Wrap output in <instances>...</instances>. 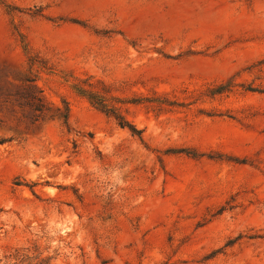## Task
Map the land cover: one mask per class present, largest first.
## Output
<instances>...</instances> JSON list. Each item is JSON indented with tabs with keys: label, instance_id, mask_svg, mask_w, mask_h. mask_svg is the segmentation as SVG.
Returning a JSON list of instances; mask_svg holds the SVG:
<instances>
[{
	"label": "rangeland",
	"instance_id": "1",
	"mask_svg": "<svg viewBox=\"0 0 264 264\" xmlns=\"http://www.w3.org/2000/svg\"><path fill=\"white\" fill-rule=\"evenodd\" d=\"M0 264H264V0H0Z\"/></svg>",
	"mask_w": 264,
	"mask_h": 264
},
{
	"label": "trees",
	"instance_id": "2",
	"mask_svg": "<svg viewBox=\"0 0 264 264\" xmlns=\"http://www.w3.org/2000/svg\"><path fill=\"white\" fill-rule=\"evenodd\" d=\"M14 96H16V103L19 105L20 108H27L29 110V116L31 118L32 123L45 117L43 115L44 106L42 104V99L36 94L35 91L31 89L25 93H17ZM94 105H96L98 109L104 110L105 112L109 113L107 110H105L104 105H102L100 102H94ZM59 116L63 119V122L65 123L68 116V108H64L63 111L59 114ZM115 118L116 120H118L119 126L128 127L133 134H140V131L134 129V127H132L118 115H116Z\"/></svg>",
	"mask_w": 264,
	"mask_h": 264
}]
</instances>
